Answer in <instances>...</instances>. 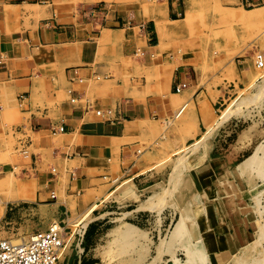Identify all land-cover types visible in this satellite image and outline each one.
<instances>
[{
	"label": "crops",
	"instance_id": "0c3cea01",
	"mask_svg": "<svg viewBox=\"0 0 264 264\" xmlns=\"http://www.w3.org/2000/svg\"><path fill=\"white\" fill-rule=\"evenodd\" d=\"M102 3L106 11L93 13ZM185 13V0H0V137L10 139L12 123L16 147L31 149L36 196L56 193L58 221L105 206L127 184V196L112 201L150 224L151 213L163 210L151 200L162 195L169 157L208 131L236 82L252 79L255 51L264 52L262 22L252 24L256 48L236 55L253 41L239 37L217 63L205 62L182 42L190 35ZM107 109L115 120L97 113ZM239 138L241 155L250 147ZM217 250L211 256L227 263L229 254ZM84 256L79 264L95 263Z\"/></svg>",
	"mask_w": 264,
	"mask_h": 264
},
{
	"label": "rangeland",
	"instance_id": "374dc122",
	"mask_svg": "<svg viewBox=\"0 0 264 264\" xmlns=\"http://www.w3.org/2000/svg\"><path fill=\"white\" fill-rule=\"evenodd\" d=\"M185 2L190 35L182 42L192 50L190 53L204 56L205 62L217 63L218 57L239 46L235 43L239 37L253 39L252 24L262 22L264 26V8L246 12L264 4L245 7L243 0ZM256 39L241 45L236 55H246L256 48ZM258 52L264 54L255 51L252 79L236 82L216 106L213 125L200 137L209 134L206 139L198 145L200 138L195 139L169 157L162 195L151 200L161 204L163 210L151 213L150 224L127 214L130 207L126 203L118 208L112 201L118 199L116 195L127 196V184L107 195L105 206L94 205L102 207L100 213L82 216L91 223L83 255L88 254L86 259L95 257L94 264H264V95L258 93L264 83V66L256 64ZM233 101L232 112L221 116ZM227 123L233 124L229 130ZM9 126L10 139L0 137V237L22 242L58 219L51 205L54 191L36 196L41 186L33 169L31 149L20 142L16 147L15 127L12 123ZM238 138L250 147L241 155ZM228 159L230 163L225 162ZM7 163V172H3ZM160 226L166 230L158 238ZM74 240H68L56 264H79ZM213 247L227 252L229 261H215ZM229 249L232 252L226 251ZM199 250L204 257L198 255Z\"/></svg>",
	"mask_w": 264,
	"mask_h": 264
},
{
	"label": "built area",
	"instance_id": "2783aa9c",
	"mask_svg": "<svg viewBox=\"0 0 264 264\" xmlns=\"http://www.w3.org/2000/svg\"><path fill=\"white\" fill-rule=\"evenodd\" d=\"M106 8L104 5H98L92 9L93 13L104 12ZM139 29L151 34V30L147 24L139 25ZM256 64L258 67L264 66V54L258 52ZM187 83L176 86V91L180 92ZM184 105L176 115L179 117ZM100 116L113 119L115 112L113 109L98 110ZM171 121H169L170 123ZM60 130H64L63 127ZM52 198L56 199V193L52 192ZM82 218H71L65 213L61 220L53 223L48 229L37 231L27 241L15 242L12 239L0 237V264H56L62 254L63 249L67 246L68 240L72 237L75 239L74 244L79 257L85 253V244L90 223ZM70 235L69 238H67Z\"/></svg>",
	"mask_w": 264,
	"mask_h": 264
},
{
	"label": "bare ground",
	"instance_id": "6f19581e",
	"mask_svg": "<svg viewBox=\"0 0 264 264\" xmlns=\"http://www.w3.org/2000/svg\"><path fill=\"white\" fill-rule=\"evenodd\" d=\"M159 10H160V8H158ZM156 10V9H155ZM168 19V18H167ZM166 19V20H167ZM174 22H177V21H174ZM256 58H257V55H256ZM238 75V74H237ZM264 76V75H263ZM258 93H259V95H261V96H263L264 95V83H262L261 84V86H260V88H259V91H258ZM256 94V93H255ZM257 96V95H256ZM255 97V96H254ZM187 103V102H186ZM233 105H234V101H233V104H230L229 105V107H227L225 110H223V113L221 114V116H223L224 117V115H226L229 111H231L232 110V107H233ZM180 111H181V109H180ZM232 112V111H231ZM230 114V113H229ZM207 133V132H206ZM209 135V134H208ZM208 135H204L202 138H200V139H198L197 140V142H196V144L198 145V144H200V143H202V142H200V141H202L203 139H206V137L208 136ZM203 145H205V144H203ZM249 168V167H248ZM244 169H246V168H244ZM262 177V176H261ZM0 202H1V199H0ZM95 208V206H93L92 207V210ZM91 210V211H92ZM90 211V212H91ZM260 230H261V228H260ZM262 230H264V229H262ZM15 242H20L21 240L20 239H13ZM257 241V240H256ZM246 245V244H245ZM251 245H252V243H251ZM247 247V246H246ZM254 247V246H253ZM249 248H250V246H249ZM255 248V247H254ZM198 249H200V248H198ZM256 249V248H255ZM250 251V250H249ZM200 252V253H199ZM199 252H198V255H200L201 257H204V255H202V251L201 250H199ZM251 252V251H250ZM248 255H250V253L248 254ZM241 256H243V255H241ZM241 256H240V258H241ZM246 256V255H245ZM248 257V256H247ZM250 257H251V255H250ZM237 258V257H236ZM245 258V257H244ZM244 258H241L242 260L244 259ZM249 258V257H248ZM254 259H255V257H253ZM246 259V258H245ZM253 259V260H254ZM257 259V258H256ZM239 260V259H238ZM238 260H236L237 261V263L238 262H240V260L238 261ZM260 260V259H259ZM235 264H236V262H235ZM240 264H242V263H240ZM245 264H247V263H245ZM249 264V263H248Z\"/></svg>",
	"mask_w": 264,
	"mask_h": 264
}]
</instances>
